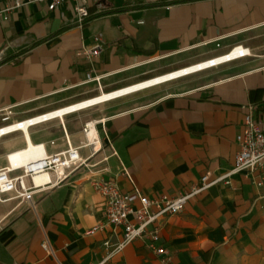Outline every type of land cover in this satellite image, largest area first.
<instances>
[{
	"label": "crops",
	"instance_id": "0c3cea01",
	"mask_svg": "<svg viewBox=\"0 0 264 264\" xmlns=\"http://www.w3.org/2000/svg\"><path fill=\"white\" fill-rule=\"evenodd\" d=\"M16 1L0 21V129L87 108L1 136L0 170L30 145L48 155L71 145L88 163L61 186L36 190L33 205L2 195L0 264H162L143 240L116 252L122 228L92 232L104 221L103 198L89 183L96 175L149 198L222 178L165 218L156 247L168 264H264V172L227 176L246 106L256 107L264 130V0H85L90 17L81 28L73 1L49 10L52 0H0V11ZM95 36L102 53L78 56ZM238 45L252 56L163 82ZM91 121L102 147L94 157L84 132Z\"/></svg>",
	"mask_w": 264,
	"mask_h": 264
},
{
	"label": "built area",
	"instance_id": "2783aa9c",
	"mask_svg": "<svg viewBox=\"0 0 264 264\" xmlns=\"http://www.w3.org/2000/svg\"><path fill=\"white\" fill-rule=\"evenodd\" d=\"M47 1L48 0H31V2L38 3ZM66 1L75 2V21L80 28L83 27L85 20L90 17L89 8L85 0H52L48 8L49 10H53ZM21 5L22 3L20 1H16L12 6H8L1 10L0 21H6L10 12ZM103 45L104 42L102 37L95 36L93 46H83L77 55L85 57L90 61L102 53ZM249 56H252L251 50L242 45H238L220 58L166 75L167 78L163 82H168L172 79ZM95 80L100 83L101 77H96ZM137 91L138 90L130 93ZM84 103L85 102L37 116L24 122L8 125L0 129V137L15 131H21L26 135L29 127L53 119H61L66 114L87 108V106H83L85 105ZM79 105H82L83 108H77ZM245 109L246 113L243 126L236 136L238 150L235 156L234 167L227 176L239 173L253 174L258 170L264 172V130L256 118V107L250 104L246 106ZM11 114L12 111L7 110L2 120L5 123L9 122ZM94 126L95 123L91 121L86 123L84 127V132L91 139L87 140V146H91L92 148V157L102 151L100 141L97 140V136L93 132V129H95ZM52 144H54V142H52ZM109 149L113 156L118 157L111 143L109 144ZM19 153H26V157L24 156L25 158L20 162H14L13 157ZM107 159V157H104L103 162ZM8 162V166L0 170V202L3 203L7 201L2 198V195L13 193L14 196L12 199L20 200V203H29L33 205V196L36 190L47 191L49 188L61 186L73 172L82 166H86L88 160L82 159L79 149L71 145H69L66 151L54 155H48L43 145H30L26 151L9 155ZM18 170L22 171V174L13 176L12 174ZM39 175H47L48 180L41 185H37L35 178ZM27 178L30 179L32 183L31 186L27 184ZM221 179L222 178H218L215 181H209V176L206 175L188 191L176 197L160 195L149 198L137 188L132 192H124L115 179H106L102 175H96L90 179L89 183L94 191L103 198L104 221L100 225L94 227L92 232L103 230L109 226H112L114 229L122 228L123 240L116 246V252H120L126 245L135 240H143L146 241L149 248L161 258L162 264H168L170 259L165 258L167 251L164 248L156 247V244L161 238V231L165 218L184 211L193 198L218 183ZM109 245L110 242L106 241L105 246L108 247ZM43 248L47 250L45 245H43ZM99 264H104V262Z\"/></svg>",
	"mask_w": 264,
	"mask_h": 264
},
{
	"label": "bare ground",
	"instance_id": "6f19581e",
	"mask_svg": "<svg viewBox=\"0 0 264 264\" xmlns=\"http://www.w3.org/2000/svg\"><path fill=\"white\" fill-rule=\"evenodd\" d=\"M130 94V93H129ZM127 95V94H126ZM119 98V97H118ZM114 98H112V99H109V100H113ZM109 100H106V101H109ZM19 155H23V156H25L26 155V153H19V154H16L14 157H13V161L14 162H17L16 161V159H15V157L16 156H19ZM26 157V156H25ZM20 162V161H19ZM48 180V176L47 175H39V176H37L36 178H35V182H36V184L37 185H41V184H43V183H45L46 181Z\"/></svg>",
	"mask_w": 264,
	"mask_h": 264
},
{
	"label": "trees",
	"instance_id": "16d2710c",
	"mask_svg": "<svg viewBox=\"0 0 264 264\" xmlns=\"http://www.w3.org/2000/svg\"><path fill=\"white\" fill-rule=\"evenodd\" d=\"M0 238L2 239V238H3V236H1ZM10 238H12V237H10ZM3 240H4V242L6 241V239H4V238H3Z\"/></svg>",
	"mask_w": 264,
	"mask_h": 264
}]
</instances>
